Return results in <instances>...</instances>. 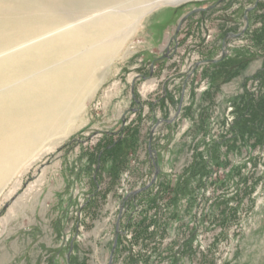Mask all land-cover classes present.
<instances>
[{
  "label": "rangeland",
  "instance_id": "374dc122",
  "mask_svg": "<svg viewBox=\"0 0 264 264\" xmlns=\"http://www.w3.org/2000/svg\"><path fill=\"white\" fill-rule=\"evenodd\" d=\"M134 24L67 131L1 184L0 264H264V0Z\"/></svg>",
  "mask_w": 264,
  "mask_h": 264
},
{
  "label": "bare ground",
  "instance_id": "6f19581e",
  "mask_svg": "<svg viewBox=\"0 0 264 264\" xmlns=\"http://www.w3.org/2000/svg\"><path fill=\"white\" fill-rule=\"evenodd\" d=\"M200 1L0 0V186L67 131L134 23Z\"/></svg>",
  "mask_w": 264,
  "mask_h": 264
},
{
  "label": "water",
  "instance_id": "95a60500",
  "mask_svg": "<svg viewBox=\"0 0 264 264\" xmlns=\"http://www.w3.org/2000/svg\"><path fill=\"white\" fill-rule=\"evenodd\" d=\"M256 5V4H255ZM255 5H254V7H255ZM253 8H248V9H246V11H245V13H244V21H245V23H246V25H247V14L252 10ZM240 34H243V31H241L239 34H232V33H228V34H226L225 36H224V38H223V41H222V55H221V57H220V59L219 60H207V61H204V62H200V63H197V64H195V66H194V68H196L197 66H199V65H201V64H216V63H218V62H220V61H222L223 59H224V57H226V41L228 40L229 41V39H234V38H237ZM161 59H163V57L162 58H160V59H158V60H161ZM183 95L182 96H180V101H179V104H178V109L176 110L177 112H176V114H175V116H174V118H176L177 116H178V114H179V112H180V110H181V106H182V100H183ZM174 118L173 119H171V120H167V121H158L157 123H156V125H155V127H157V126H159L160 125V123H164V124H171V122H173L174 121ZM151 136H152V132L150 133V136H149V138H150V140H151ZM149 150V149H148ZM149 155L151 156L152 155V152H151V150H149ZM154 165V174H152L153 175V177H152V180H151V182L148 184V185H146L145 187H142L141 189H138V190H135V191H133L132 193H130L129 195H127L125 198H124V202H126V200H128V199H130V198H135L138 194H140V193H142V192H145V191H147L148 189H149V187H151L153 184H154V182H155V180H156V178H157V174L159 173V170L157 169V166H156V164L154 163L153 164ZM120 214H119V217H118V220H117V222H116V228H115V235H114V241H113V246H112V251L110 252L111 254H113L114 252L113 251H115L116 250V247H117V240L116 239H118V236H119V234H120V231H119V221H120V217H121V214H122V212H123V207L121 206L120 207ZM108 264H112V256L110 257V260H109V262H108Z\"/></svg>",
  "mask_w": 264,
  "mask_h": 264
},
{
  "label": "trees",
  "instance_id": "16d2710c",
  "mask_svg": "<svg viewBox=\"0 0 264 264\" xmlns=\"http://www.w3.org/2000/svg\"><path fill=\"white\" fill-rule=\"evenodd\" d=\"M114 147H115L114 145H113V146H109V148L107 149V151L112 150ZM142 193H144V192H142ZM140 194H141V193H140ZM138 195H139V194H138Z\"/></svg>",
  "mask_w": 264,
  "mask_h": 264
},
{
  "label": "flooded vegetation",
  "instance_id": "af4514ba",
  "mask_svg": "<svg viewBox=\"0 0 264 264\" xmlns=\"http://www.w3.org/2000/svg\"><path fill=\"white\" fill-rule=\"evenodd\" d=\"M166 57H168V56L163 55V59L166 58ZM163 59H161V60H163ZM161 60H157L156 62H159V61H161Z\"/></svg>",
  "mask_w": 264,
  "mask_h": 264
}]
</instances>
